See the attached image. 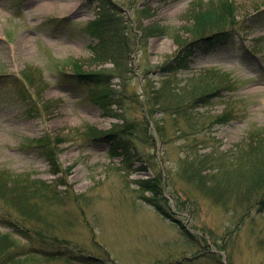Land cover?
<instances>
[{
	"label": "rangeland",
	"instance_id": "1",
	"mask_svg": "<svg viewBox=\"0 0 264 264\" xmlns=\"http://www.w3.org/2000/svg\"><path fill=\"white\" fill-rule=\"evenodd\" d=\"M211 1L220 4L113 0L130 44L115 67L94 60L97 40L86 30L100 15L98 0H0V178L34 181L36 215L0 200V235L16 244L3 264H264V190L249 189V175L222 177L243 155L251 168L248 136L264 135V0H231L226 29L236 32L235 45L197 50L186 70L162 71L181 50L173 37L141 40V30L156 25L191 38L188 11ZM142 8L150 15L140 19ZM75 62L112 76L123 119L105 116L96 87L73 79ZM116 124L134 125L123 133L130 161L111 156L109 140L90 131L106 134ZM46 137L49 145L38 143ZM47 148L63 173L55 174ZM192 168L206 184L231 180L230 191L218 199ZM159 177V202L178 222L162 217L137 183Z\"/></svg>",
	"mask_w": 264,
	"mask_h": 264
},
{
	"label": "trees",
	"instance_id": "2",
	"mask_svg": "<svg viewBox=\"0 0 264 264\" xmlns=\"http://www.w3.org/2000/svg\"><path fill=\"white\" fill-rule=\"evenodd\" d=\"M91 1V0H88ZM100 3L101 12L97 19L91 21L87 25V33L97 40V44L92 47L94 52V60L100 63L111 62L115 67H120L126 55L130 50V44L128 40H124V27L125 22L119 16V8L113 2V0H98ZM216 1L208 2L207 4L199 3L192 4L191 9L188 11L186 19L191 22V27L187 28V31L191 34V38L183 39L177 34L172 36L170 33V27L168 26H152L144 27L141 36V40L148 41L149 38L154 36H171L175 42L181 47L178 57L169 65H166L162 71L166 74L176 72L179 70H186L189 68L191 57L197 50H204L208 48L217 47H230L235 45L237 38L236 32L226 29L228 23L233 22L235 17V6L231 0H220V4ZM147 8H142L138 11L141 17H147L150 14ZM241 49V48H240ZM75 75L73 79L82 84H90L96 87V90L92 92L93 100L97 105L101 107L105 116L123 119L120 112L125 110L122 104L123 98L120 93L115 90H111L109 87V79L112 76H108L103 72H88L83 69V66L75 62ZM24 79L35 86V79L30 77L27 73H23ZM71 77V76H70ZM209 91H203L202 94L196 99L197 104H203L206 98L212 91V86H208ZM40 96L38 93L29 95L31 99H37ZM157 105V97H155ZM124 109V110H123ZM157 111L152 108L149 110V115L154 117ZM227 116H221L217 119L219 123L226 122ZM134 125H115V129L109 133L90 128V131L94 132L93 137L98 138L105 136L111 143V156H122V161H130L134 155L131 148V140L123 136V133H130V130ZM160 127V126H159ZM159 134L162 136V130L158 129ZM262 132H252L249 134L248 139L249 147L247 148V156L245 159L251 162V168L244 167V157H239L237 164L232 165L229 171H226L222 177H229L233 173V177L249 180V189L264 190V135ZM42 145H49V138L38 141ZM44 146H42L43 148ZM50 148V147H49ZM49 148L43 153L45 157L51 163L55 174L63 173V169L58 163L56 152L49 151ZM216 161V160H214ZM226 168V167H225ZM193 175L199 176L202 179V184L213 195L218 196L220 199L223 191H230L228 184L231 180H228L224 186L219 180H216L215 176L210 178V182L206 184V176L201 175L202 170L196 172L195 168H192ZM203 177V178H202ZM161 178L139 180L137 183L141 186L143 192L151 191L154 197L152 199L146 198L147 202L151 203L156 210L165 218L172 219V214L167 210L166 206H163L159 202V197L163 192L159 185H161ZM34 186V181H9L8 177L0 178V200L6 203L9 207L15 209L21 216L28 219H34L36 215L33 213L35 209L33 202V195L30 193V189ZM226 186V187H225ZM249 195V194H248ZM9 197V198H8ZM244 195L242 196V198ZM264 203V200H263ZM34 221V220H30ZM188 233V232H187ZM58 241V240H57ZM15 243L9 238V235H0V264L4 258L10 260V251L15 247ZM19 264V262H18Z\"/></svg>",
	"mask_w": 264,
	"mask_h": 264
},
{
	"label": "bare ground",
	"instance_id": "3",
	"mask_svg": "<svg viewBox=\"0 0 264 264\" xmlns=\"http://www.w3.org/2000/svg\"><path fill=\"white\" fill-rule=\"evenodd\" d=\"M115 119V118H114ZM119 120V119H118ZM144 180H147V179H144ZM163 217V216H162ZM165 218V217H164ZM165 219H167V218H165ZM169 220H173V218L172 219H169ZM174 222H178V220H173ZM180 224V223H179ZM185 228V227H184ZM181 229H183L182 228V226H181ZM184 230V229H183ZM185 231V230H184Z\"/></svg>",
	"mask_w": 264,
	"mask_h": 264
}]
</instances>
